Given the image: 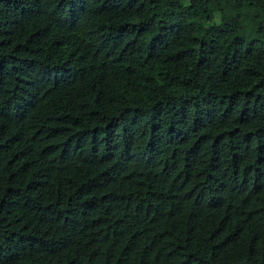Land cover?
I'll list each match as a JSON object with an SVG mask.
<instances>
[{
    "label": "trees",
    "instance_id": "trees-1",
    "mask_svg": "<svg viewBox=\"0 0 264 264\" xmlns=\"http://www.w3.org/2000/svg\"><path fill=\"white\" fill-rule=\"evenodd\" d=\"M0 264H264V0H0Z\"/></svg>",
    "mask_w": 264,
    "mask_h": 264
},
{
    "label": "rangeland",
    "instance_id": "rangeland-1",
    "mask_svg": "<svg viewBox=\"0 0 264 264\" xmlns=\"http://www.w3.org/2000/svg\"><path fill=\"white\" fill-rule=\"evenodd\" d=\"M230 25L234 26V25H237V19H234L230 22Z\"/></svg>",
    "mask_w": 264,
    "mask_h": 264
}]
</instances>
